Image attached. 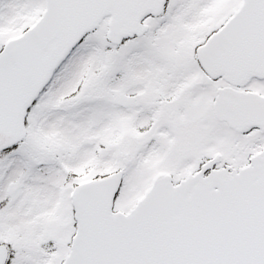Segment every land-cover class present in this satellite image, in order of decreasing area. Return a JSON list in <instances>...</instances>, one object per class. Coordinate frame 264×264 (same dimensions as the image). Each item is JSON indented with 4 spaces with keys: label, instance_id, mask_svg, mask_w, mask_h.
<instances>
[{
    "label": "snow or ice",
    "instance_id": "1",
    "mask_svg": "<svg viewBox=\"0 0 264 264\" xmlns=\"http://www.w3.org/2000/svg\"><path fill=\"white\" fill-rule=\"evenodd\" d=\"M0 264H264V0H0Z\"/></svg>",
    "mask_w": 264,
    "mask_h": 264
}]
</instances>
